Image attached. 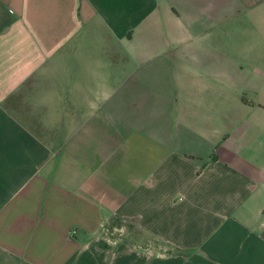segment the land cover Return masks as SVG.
Listing matches in <instances>:
<instances>
[{
  "label": "crops",
  "instance_id": "obj_1",
  "mask_svg": "<svg viewBox=\"0 0 264 264\" xmlns=\"http://www.w3.org/2000/svg\"><path fill=\"white\" fill-rule=\"evenodd\" d=\"M0 264H264V0H0Z\"/></svg>",
  "mask_w": 264,
  "mask_h": 264
},
{
  "label": "rangeland",
  "instance_id": "obj_2",
  "mask_svg": "<svg viewBox=\"0 0 264 264\" xmlns=\"http://www.w3.org/2000/svg\"><path fill=\"white\" fill-rule=\"evenodd\" d=\"M137 92H138V89H137ZM17 95H18L17 97H19L20 102L24 105L25 91L24 90L20 91V92H18ZM147 96H149L148 98H150L151 96H154L153 97L154 100H157L159 98H162V99L168 98L171 107H173L174 103H179L183 99V95H181V93H179V90L175 87H169L167 89L166 88H162V89L161 88H150V89H147ZM25 105H24V107H25ZM163 109H164V107H162V104H160V106L158 105V106L153 107V112L157 113V115H162L161 113H162ZM144 113H146L145 110H144ZM24 119L26 120L27 124L30 126V128L32 130L36 131L41 136H45L44 131L42 130L41 126L38 123L31 122L28 117L24 118ZM126 226L129 227L130 225L128 223H126ZM107 232L109 234H113L114 230L107 231Z\"/></svg>",
  "mask_w": 264,
  "mask_h": 264
},
{
  "label": "trees",
  "instance_id": "obj_3",
  "mask_svg": "<svg viewBox=\"0 0 264 264\" xmlns=\"http://www.w3.org/2000/svg\"><path fill=\"white\" fill-rule=\"evenodd\" d=\"M126 223H128V222H126V221H123V220H121V219H118V218H116V219H112L110 222H108L107 224H106V226H107V231H112V230H114V227L115 226H117V227H121V226H123V225H125L126 226ZM131 227H134L135 225L134 224H131V223H128ZM129 226V227H130Z\"/></svg>",
  "mask_w": 264,
  "mask_h": 264
},
{
  "label": "built area",
  "instance_id": "obj_4",
  "mask_svg": "<svg viewBox=\"0 0 264 264\" xmlns=\"http://www.w3.org/2000/svg\"><path fill=\"white\" fill-rule=\"evenodd\" d=\"M73 232H76L75 230Z\"/></svg>",
  "mask_w": 264,
  "mask_h": 264
}]
</instances>
